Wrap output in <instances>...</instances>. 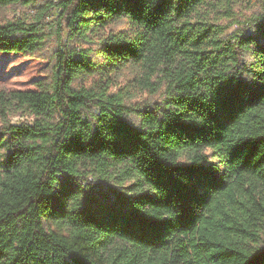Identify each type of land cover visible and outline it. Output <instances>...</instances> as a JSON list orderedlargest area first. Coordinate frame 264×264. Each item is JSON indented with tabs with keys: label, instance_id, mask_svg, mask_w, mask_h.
<instances>
[{
	"label": "trees",
	"instance_id": "obj_1",
	"mask_svg": "<svg viewBox=\"0 0 264 264\" xmlns=\"http://www.w3.org/2000/svg\"><path fill=\"white\" fill-rule=\"evenodd\" d=\"M207 1L48 0L0 24V54L59 43L51 86L0 89V264H264V13L221 37L193 21ZM119 19L130 29L98 41L102 67L141 65L166 85L161 104L74 86L100 63L69 42ZM17 110L32 122L12 123ZM113 168L132 196L79 203L83 181Z\"/></svg>",
	"mask_w": 264,
	"mask_h": 264
},
{
	"label": "rangeland",
	"instance_id": "obj_2",
	"mask_svg": "<svg viewBox=\"0 0 264 264\" xmlns=\"http://www.w3.org/2000/svg\"><path fill=\"white\" fill-rule=\"evenodd\" d=\"M48 0H21L17 3L0 5V24L14 20L33 21L39 8ZM57 10H55L56 12ZM264 13V0H208L203 7L192 15L193 21L205 20L209 24L220 27L221 37H229L239 30L252 17ZM130 26L125 19H119L99 28L91 36L94 43L70 41L71 47L86 49L92 53L99 66L94 70L84 73L76 79L75 87H98L109 84V92H119L124 96V101L129 107L143 106L145 104H161L167 96L166 85L163 84L156 89L157 76L152 75L150 82L146 80L144 68L136 63H128L124 67L105 71L102 67L103 59L99 56L101 45L98 41L107 37L129 30ZM48 32V31H47ZM67 39L65 33L63 40ZM59 46L56 37H49L44 41L41 49L34 55H12L0 54V89H8L16 85H24L32 77L39 78L45 76L46 85L49 87L53 83L54 72V51ZM153 84V85H150ZM129 120L132 123L138 122L137 113L128 112ZM33 116L25 110H17L10 115V121L14 124L32 122ZM1 126V119H0ZM1 130V128H0ZM9 138L7 134L0 135V165L8 156ZM207 153H211L207 150ZM134 180L125 179L117 170L113 168L105 176L98 175L96 178L89 177L83 181L85 187L83 192L78 194L79 203L88 205L94 199L108 201L113 205H118L125 197L132 196L130 186ZM264 240V230L260 233ZM258 248L264 246V241L256 244Z\"/></svg>",
	"mask_w": 264,
	"mask_h": 264
}]
</instances>
